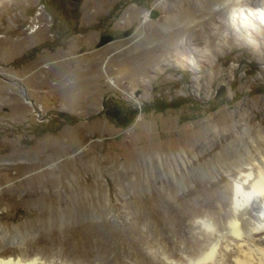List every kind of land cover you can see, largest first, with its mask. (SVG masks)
I'll use <instances>...</instances> for the list:
<instances>
[{"label": "rangeland", "instance_id": "obj_1", "mask_svg": "<svg viewBox=\"0 0 264 264\" xmlns=\"http://www.w3.org/2000/svg\"><path fill=\"white\" fill-rule=\"evenodd\" d=\"M231 1L0 0L1 260L189 264L217 240L264 130V26Z\"/></svg>", "mask_w": 264, "mask_h": 264}, {"label": "bare ground", "instance_id": "obj_2", "mask_svg": "<svg viewBox=\"0 0 264 264\" xmlns=\"http://www.w3.org/2000/svg\"><path fill=\"white\" fill-rule=\"evenodd\" d=\"M232 1L225 9L224 15H231L233 28L239 29L240 25L243 27L254 23L264 26V0ZM232 7L233 10L230 9ZM254 120L255 118H252L248 123ZM255 134L248 153L243 156L241 165L237 168L238 177L234 184L232 208L228 213L222 216L220 214L217 228L209 220L202 223L212 235H217V240L215 239L216 241L196 259L189 260V264H214L219 244L225 240L227 234L232 236L231 247H226L227 252L230 250L227 258L233 257L231 264H264V130L255 131ZM218 228H226L228 232L222 234ZM0 264L16 263L0 259Z\"/></svg>", "mask_w": 264, "mask_h": 264}, {"label": "trees", "instance_id": "obj_3", "mask_svg": "<svg viewBox=\"0 0 264 264\" xmlns=\"http://www.w3.org/2000/svg\"><path fill=\"white\" fill-rule=\"evenodd\" d=\"M182 106V104H177V102H163L161 100H155L151 105L145 106L143 108V113L155 112V113H163L167 110L178 109ZM140 111L128 104H121L117 107H113L109 109V115L114 118L117 125L119 127H129L133 124L136 117ZM59 117L65 119L69 116L66 114H61ZM76 118H72V123H77Z\"/></svg>", "mask_w": 264, "mask_h": 264}, {"label": "water", "instance_id": "obj_4", "mask_svg": "<svg viewBox=\"0 0 264 264\" xmlns=\"http://www.w3.org/2000/svg\"><path fill=\"white\" fill-rule=\"evenodd\" d=\"M0 77L3 78V79H5L2 73H0ZM8 82L11 83V84H18L19 85V82L17 80L16 81H8ZM222 94H223V88H222L221 91L218 92V96L219 95H222Z\"/></svg>", "mask_w": 264, "mask_h": 264}]
</instances>
